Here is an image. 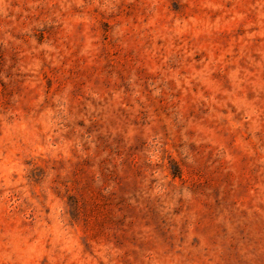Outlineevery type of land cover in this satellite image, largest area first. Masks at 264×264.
I'll use <instances>...</instances> for the list:
<instances>
[{
    "label": "rangeland",
    "instance_id": "1",
    "mask_svg": "<svg viewBox=\"0 0 264 264\" xmlns=\"http://www.w3.org/2000/svg\"><path fill=\"white\" fill-rule=\"evenodd\" d=\"M0 264H264V0H0Z\"/></svg>",
    "mask_w": 264,
    "mask_h": 264
}]
</instances>
